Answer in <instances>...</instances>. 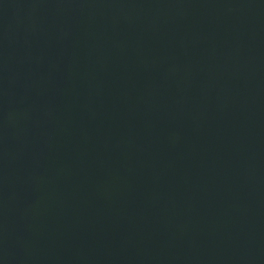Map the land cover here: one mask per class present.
I'll return each instance as SVG.
<instances>
[{"label": "water", "instance_id": "obj_1", "mask_svg": "<svg viewBox=\"0 0 264 264\" xmlns=\"http://www.w3.org/2000/svg\"><path fill=\"white\" fill-rule=\"evenodd\" d=\"M0 264H264V0H0Z\"/></svg>", "mask_w": 264, "mask_h": 264}]
</instances>
